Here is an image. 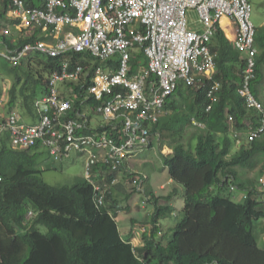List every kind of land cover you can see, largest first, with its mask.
Segmentation results:
<instances>
[{
    "label": "trees",
    "instance_id": "1",
    "mask_svg": "<svg viewBox=\"0 0 264 264\" xmlns=\"http://www.w3.org/2000/svg\"><path fill=\"white\" fill-rule=\"evenodd\" d=\"M25 1L28 6L42 7L44 3ZM0 3V48L15 49L28 40H14L2 33L14 23L7 16L8 1ZM210 46L217 54L214 78L200 88L181 84L167 99L166 114L151 129L152 134H182L193 120L204 125L198 127L195 145L185 146L174 139L173 153L163 156L174 186H181L183 193L173 187L158 195L146 186V178V197L139 193L154 210L145 222L132 218L127 240L116 217L120 210L131 207L120 206L114 192L99 204L86 178H77L72 185L49 184L36 157L41 149H14L7 139L2 141L0 264H264V249L258 245L254 230L255 222L264 219V193L259 191L260 186L264 188V133L253 142L247 141L248 131L260 125V115L250 110L239 94L246 63L220 26ZM255 46L259 54L252 89L263 97L264 27L256 30ZM61 61L36 53L23 58L18 66L7 60L1 63L13 80L8 91L9 110L18 108L24 117L36 118L34 103L46 91L47 76L59 69ZM140 61H144L142 53L133 60L136 65ZM113 63L117 65V61ZM213 81L220 82L221 89L208 111L212 102L208 89ZM2 95L0 86V99ZM230 117L241 133L240 143L231 133ZM126 164L116 175L125 172L133 181L140 173L126 170ZM93 170L105 171L107 166L97 164ZM252 172H257L255 178L250 177ZM238 191L242 192L241 200L235 195ZM177 200L180 210L176 209ZM175 212L179 219L165 243L160 220ZM134 228L140 232L138 245L132 240L137 236Z\"/></svg>",
    "mask_w": 264,
    "mask_h": 264
},
{
    "label": "built area",
    "instance_id": "2",
    "mask_svg": "<svg viewBox=\"0 0 264 264\" xmlns=\"http://www.w3.org/2000/svg\"><path fill=\"white\" fill-rule=\"evenodd\" d=\"M7 1V16L20 32L15 40L28 41L0 56L12 66L36 53L62 61L47 76L46 91L34 103L36 118L29 123L19 110H9L10 86L5 85L0 145L7 139L14 149L39 148L56 162L73 153L86 155L85 178L99 204L118 185L116 172L150 147L151 129L166 114V101L177 88L204 87L214 78L217 54L210 43L224 17L233 22V48L246 54L239 94L260 115V125L248 131L247 141L264 133V98L252 89L259 50L249 0H42V7ZM190 12L197 14L201 29L189 27ZM10 28L3 33L9 35ZM139 53L144 61L136 65ZM220 89L218 81L210 85L208 111ZM229 122L240 143L232 117ZM193 124L204 127L196 120ZM97 164L107 170L94 171ZM144 178L132 181L137 187L143 184L137 189L142 193Z\"/></svg>",
    "mask_w": 264,
    "mask_h": 264
},
{
    "label": "rangeland",
    "instance_id": "3",
    "mask_svg": "<svg viewBox=\"0 0 264 264\" xmlns=\"http://www.w3.org/2000/svg\"><path fill=\"white\" fill-rule=\"evenodd\" d=\"M252 5V21L257 28L264 27V0H249ZM189 27L194 29H201L202 25L199 23V19L195 12H190L188 14ZM9 25L6 26L8 28ZM197 27V28H196ZM10 36H16V30L12 27ZM18 36V34H17ZM232 37V36H231ZM233 38V37H232ZM6 59L0 60V86L4 83V81H10L13 83L11 79L10 72L7 68H3L2 64L5 63ZM2 63V64H1ZM264 85V84H263ZM3 86V85H2ZM5 87V86H4ZM264 98V97H261ZM94 120L99 121L100 118L95 116ZM24 122L29 123L30 118L24 117ZM200 132V128L195 126L194 124L185 128L182 134H178L177 132H169L165 131L163 133H155L152 134V146L147 147L135 154L134 162H132L130 166V170L137 171L140 175L148 178L147 182L144 178L143 182H146V186H151V188L155 189V192L158 195H163L164 193L170 192L173 189L174 184L169 181L170 176L168 172V168L164 163L163 156H167L173 153L172 144L174 139L184 143L185 146H188L192 143L195 145L196 143V135ZM239 146L236 145L237 150ZM37 159L39 164V169L43 170L42 176L43 179L49 183L54 185H72L75 183L77 178H85L86 167L85 164L87 162L86 155H78L73 153L71 158L64 159L62 163L56 162L49 156L46 151L40 150L37 153ZM57 164V168L54 166ZM125 173V172H124ZM124 173L118 174L119 183L118 187L114 188V196L115 200L118 201L119 205L122 207H126L130 205V210H120L116 217L117 224L121 235L124 239L130 238V232L132 229V218L140 220L141 222H145L148 216V213L154 210V205L152 203H148L146 205V200H144V196L142 193H139L138 190H141L143 184L139 187H136L138 190H134V183L130 177L126 176ZM139 174L137 176H140ZM137 176L135 178H137ZM148 176V177H147ZM257 176V172H252L250 177L255 178ZM141 179V178H140ZM134 182V181H133ZM121 184V186H120ZM166 187V190L161 188ZM153 189V190H154ZM259 191L264 193L263 186L259 187ZM177 193H183L182 190H179ZM241 191L236 192V197L238 200H241L242 197ZM127 195H130L127 198ZM144 200V202H143ZM176 209L180 210L181 203L177 200ZM179 219V213L175 212L173 215H168L166 218L160 220L159 229L164 233L163 240L165 243L170 239L173 228L177 224ZM137 236L132 238L133 243L137 245V242H140V232L134 228ZM255 234L257 237L258 245L260 248L264 249V219L255 222ZM161 235L157 234V239H161Z\"/></svg>",
    "mask_w": 264,
    "mask_h": 264
},
{
    "label": "crops",
    "instance_id": "4",
    "mask_svg": "<svg viewBox=\"0 0 264 264\" xmlns=\"http://www.w3.org/2000/svg\"><path fill=\"white\" fill-rule=\"evenodd\" d=\"M3 6V4L2 3H0V8ZM220 27L222 28V30L224 31V33H225V35L227 36V38L229 39V41H231L232 40V37L234 36V30H233V22H232V20L231 19H229L228 17H224L222 20H221V23H220ZM197 28V27H196ZM199 29V28H198ZM38 31H40V30H38ZM16 33L17 34H20V32L18 31V30H16ZM16 34V35H17ZM232 36V37H231ZM239 53V52H238ZM239 55H240V58L241 59H243V57H245L246 56V54H241V53H239ZM8 82L9 81H4V83H3V85L5 84V83H7L8 84ZM7 84H5V85H7ZM264 95V94H263ZM264 97V96H263ZM15 109H17V110H19L18 108H15ZM20 111V110H19ZM21 112V111H20ZM22 113V112H21ZM31 119H33V120H35V118H31ZM30 121H32V120H30ZM135 161V160H134ZM134 161H131V162H128L127 164H126V170H129V168H130V164L132 163V162H134ZM148 177V176H147ZM169 181H171L172 182V179L170 178L169 179ZM173 183V182H172ZM174 184V183H173ZM174 187H176V189L179 191V190H182L183 188L181 187V186H179V185H175ZM150 188H151V186H150ZM152 190L154 189V188H151ZM161 189H163V190H166V187L164 188H161ZM154 192H155V189L153 190ZM156 193V192H155ZM167 193H169V192H167ZM157 194V193H156ZM140 242H141V239H140ZM139 241L137 242V245L140 243Z\"/></svg>",
    "mask_w": 264,
    "mask_h": 264
},
{
    "label": "clouds",
    "instance_id": "5",
    "mask_svg": "<svg viewBox=\"0 0 264 264\" xmlns=\"http://www.w3.org/2000/svg\"><path fill=\"white\" fill-rule=\"evenodd\" d=\"M8 28H9V27H8ZM11 28H12V27H11ZM13 28H14V27H13ZM5 29H6V28H5ZM14 29H15V28H14ZM3 30H4V29H3ZM3 30H2V33H3ZM13 38H14V40L16 39V37H14V36H13ZM6 48H7V47H5V48H3V49L0 48V51H4V50H6ZM0 57L3 58V59H5V58L2 57V56H0ZM6 60H7V59H6ZM7 61H8V60H7ZM5 84H7V83H5ZM5 84H4V85L2 84L3 86L1 85V87L3 88V92H4V86H5ZM7 85H9V86L11 87V82L9 81ZM9 89H10V88H9ZM8 91H9V90H8ZM7 94H8V92H7ZM241 140H242V139H241ZM164 188H165V187H164ZM138 192H140V191H138ZM143 195L145 196V193H143ZM145 197H146V196H145Z\"/></svg>",
    "mask_w": 264,
    "mask_h": 264
}]
</instances>
